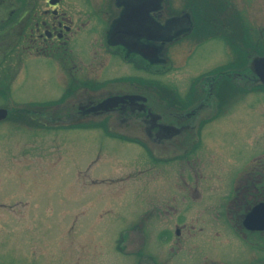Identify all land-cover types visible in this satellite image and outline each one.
Returning <instances> with one entry per match:
<instances>
[{
    "label": "rangeland",
    "instance_id": "1",
    "mask_svg": "<svg viewBox=\"0 0 264 264\" xmlns=\"http://www.w3.org/2000/svg\"><path fill=\"white\" fill-rule=\"evenodd\" d=\"M212 1L214 15L230 18L228 29L238 36L264 32V0ZM259 52L249 51L245 64L230 61L234 57L222 40H206L197 45L182 73L195 93L202 90L201 78H194L212 68L253 75ZM51 78L42 68L29 66L14 98L0 104L55 98ZM248 84L242 86L245 92L230 87L234 97L223 107L225 113L208 124L201 151L204 168L200 161L189 162L190 168L186 162L193 156H184V148L167 150L148 143L151 152L177 159L161 167L150 164L145 150L117 139L136 137L132 130L139 131V122L127 130L128 123L107 115L84 119L90 124L85 128L63 130L75 122L67 120L68 114H22L17 120L10 114L0 123V197L6 202L0 207V264H257L254 257L262 250L239 223L244 207L242 211L237 200L230 202L240 199L244 176H254L251 161L264 152V89ZM149 95L152 100L157 96ZM218 102L214 98L215 111ZM96 120L104 131L94 127ZM20 149L26 155L20 177L14 179L7 170ZM55 151L62 160L52 169ZM201 169L207 178L200 177ZM190 170L195 181L186 186ZM190 226L194 229L189 232ZM258 242L264 248V241Z\"/></svg>",
    "mask_w": 264,
    "mask_h": 264
},
{
    "label": "flooded vegetation",
    "instance_id": "2",
    "mask_svg": "<svg viewBox=\"0 0 264 264\" xmlns=\"http://www.w3.org/2000/svg\"><path fill=\"white\" fill-rule=\"evenodd\" d=\"M212 7V0H0V102L14 98L28 67L36 65L54 78L58 96L42 102L29 100L27 105L6 104L13 119L23 118L22 114H68L67 120L75 122L63 130L87 127L84 119L88 117L99 119L108 115L128 123L127 130L133 128V122H139L138 133L132 130L136 137L125 134L117 139L145 150L150 164L152 161L154 166L161 167L177 159L151 152L148 143L167 150L184 148V156H193L187 160L188 166L189 162L200 161L204 168L201 151L207 127L225 113L226 103L234 97L230 87L238 86L239 92H245L243 84L252 82L264 89V82L254 72L249 76L243 69L233 72L227 67L212 68L194 78L205 79L200 85L202 91L194 93L187 86L183 69L190 67L188 60L194 58L197 45L206 40H222L229 56L234 57L230 61L238 59L245 64L251 50L260 51L254 59L264 56L263 31L238 36L228 29L230 18L214 15ZM181 54L184 59L178 58ZM157 66L158 71L154 69ZM176 72L177 76H172ZM238 76L242 79L239 82ZM154 86L159 88V94ZM150 92L157 94L155 99L150 98ZM214 98L219 100L218 111ZM98 122L104 131L102 121ZM54 154L57 155L49 163L52 169L62 160L59 152ZM22 155L26 151L21 149L12 155L13 168L7 171L14 179L20 177ZM252 162L254 176H244L240 199L236 197L230 202L237 200L239 209L244 207L239 223L245 234L262 242L264 152ZM202 170L200 177L207 178ZM192 173L190 170L186 186L195 181ZM2 182L0 174V189ZM5 205V197H0V207ZM253 211L255 218L247 220ZM193 229L190 226L188 231ZM176 233H181L179 228ZM257 242L256 248L264 251L263 244ZM262 251L254 257L257 264L264 263Z\"/></svg>",
    "mask_w": 264,
    "mask_h": 264
},
{
    "label": "water",
    "instance_id": "3",
    "mask_svg": "<svg viewBox=\"0 0 264 264\" xmlns=\"http://www.w3.org/2000/svg\"><path fill=\"white\" fill-rule=\"evenodd\" d=\"M253 67H254L255 73L257 74L259 80L264 82V56L254 59ZM7 116H8V109L0 108V120L5 119ZM262 207H264V204L262 205ZM255 216H256V211H253L252 213H250L247 220L254 219Z\"/></svg>",
    "mask_w": 264,
    "mask_h": 264
}]
</instances>
